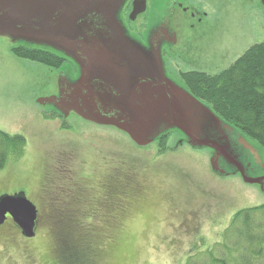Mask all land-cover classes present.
<instances>
[{
    "label": "rangeland",
    "instance_id": "374dc122",
    "mask_svg": "<svg viewBox=\"0 0 264 264\" xmlns=\"http://www.w3.org/2000/svg\"><path fill=\"white\" fill-rule=\"evenodd\" d=\"M263 2L148 0V10L132 23L127 20L126 27L121 12L105 9L110 30L132 53L129 64L110 69L119 74L120 88L127 89L142 76H172L180 89L173 98L175 112H189L179 122L192 127L201 139L225 148L234 160L230 163L222 157L218 161L227 175L214 171L213 149L180 146L182 134L176 130L169 134L164 148L159 142L140 146L115 126L98 125L73 113L64 118L54 106L40 100L56 95L69 77L76 78L74 69H69L68 61L53 68L19 58L12 48L24 45L61 55L64 51L43 40L0 35V130L26 138L20 154L8 157L0 167V189L7 194L25 191L42 214L32 240H0V264H41L42 254L48 253L56 239L57 229L47 225L53 201L57 196L65 198L81 177L88 176L93 182L101 179L108 172L106 161L146 182L133 210L123 215L117 227L110 231L100 228L94 235L76 232L85 246L94 243L88 248L85 264L93 260L92 264H185L189 255L221 240L237 211L264 204V147L209 104L192 100L181 75L193 70L214 76L254 43L264 41ZM168 18L177 42L154 43V28ZM158 91L151 96L155 101L146 103L152 131L163 128L173 117L169 98ZM128 107H109L102 112L127 117Z\"/></svg>",
    "mask_w": 264,
    "mask_h": 264
},
{
    "label": "water",
    "instance_id": "95a60500",
    "mask_svg": "<svg viewBox=\"0 0 264 264\" xmlns=\"http://www.w3.org/2000/svg\"><path fill=\"white\" fill-rule=\"evenodd\" d=\"M126 1L0 0V35L33 38L59 45L65 53L64 56L76 59L81 65L80 78L74 80L69 77L66 84H62L68 88L67 96L54 95L41 99V103L51 104L66 118L74 110L86 120L99 125L115 126L130 134L129 136L140 146L149 144L164 131L178 128L188 137L192 147L212 148L214 155L211 164L214 171L219 174L225 173L226 171L219 165L220 158L223 157L230 163L234 162L225 148L218 142L201 139L192 127L179 122L181 119H186L189 112L182 114L175 112L173 98L180 90L175 81L165 78L149 79L147 76H142L138 80H133L127 89L122 90L119 74L110 71L111 68L124 67L129 64L132 53L117 40L118 38L110 30L112 27L110 21L104 16L105 9L121 12ZM145 10L146 0H136L131 18L135 19ZM101 15L106 19L104 23L107 26L106 29L103 25L101 28L96 27L99 23L97 19ZM119 25H122L121 21ZM161 33L174 37V33L169 28ZM170 42L176 43V39ZM83 52L86 56L83 57L84 59L80 57V53ZM121 77L123 79V76ZM94 79L102 82L103 93L96 94L97 85L94 84ZM85 89L88 93H84ZM156 89H159L158 94L169 98L173 117L171 122L165 124L163 128L152 131L146 103L155 101L151 96L155 94ZM190 98L201 101L194 95ZM123 105H129L127 117L108 116L102 112L109 107L117 108ZM133 109L138 110L136 114L131 113ZM242 142L246 144L244 140ZM228 173L226 172V175ZM247 180L249 182L259 181L257 179ZM8 214L22 229L23 235L27 237L36 235L38 208L28 198L25 191L0 196V225L5 222Z\"/></svg>",
    "mask_w": 264,
    "mask_h": 264
},
{
    "label": "trees",
    "instance_id": "16d2710c",
    "mask_svg": "<svg viewBox=\"0 0 264 264\" xmlns=\"http://www.w3.org/2000/svg\"><path fill=\"white\" fill-rule=\"evenodd\" d=\"M12 52L19 58L53 68H61L67 61L66 56L56 52L24 45L14 46ZM181 75L195 97L264 147V41L254 43L228 68L214 76L193 70ZM166 142L167 135L161 138L160 146L164 148ZM25 145L23 135L11 136L0 130V167L8 157L19 155ZM48 219L47 225L57 229L56 239L62 242L58 249L53 247L56 256L71 257L70 262L75 264L86 263L88 248L94 243L90 241L85 246L76 236L77 233L84 236L83 230L63 224L55 226L53 222L57 218L51 212ZM74 236L76 238L68 241ZM185 264H264V204L237 211L221 240L204 251L189 255Z\"/></svg>",
    "mask_w": 264,
    "mask_h": 264
},
{
    "label": "flooded vegetation",
    "instance_id": "af4514ba",
    "mask_svg": "<svg viewBox=\"0 0 264 264\" xmlns=\"http://www.w3.org/2000/svg\"><path fill=\"white\" fill-rule=\"evenodd\" d=\"M135 1L136 0H127L121 11V15L123 17L122 21L125 24V27L126 24H128L127 20L129 21V23H132L133 21L137 20V17H139L148 10V6H149L148 0H146V10L143 13L138 14L135 19H132L131 14L135 7ZM181 3L182 2H180V5L184 6ZM185 10H189V8ZM97 20L99 21V23H97L96 27L101 28L103 25V27L106 29L107 26L104 25L106 19L104 18V16L101 15L100 18ZM170 26H171V20L169 18L168 20H164L163 22H160V24L157 25L156 28H154L155 32L153 34V42L159 44L160 41L162 40L170 42L173 39H176L177 42L178 38L176 36L177 33L175 31L173 32L174 37H172L170 34L168 36H165L161 33V31H166V29L168 28L172 30V27ZM80 57L82 58L86 57L84 55V52L80 53ZM65 58H67V61L70 65L69 69L70 68L74 69L73 74L74 76H76L74 80L79 79L82 71L81 65L74 58H71L69 56H66ZM170 77L172 80V76ZM94 82H95L94 84L97 85L95 89L96 94L103 93L104 86H102L101 84L102 82H100L99 80L97 81L96 79H94ZM67 89H68L67 86L61 84L59 86V90L56 95L60 96L61 94H63L67 96L69 94ZM84 93H88L87 89H85ZM55 111L58 112L60 115H62L64 118H66L57 108H55ZM72 113L83 118L74 110L70 112L69 116ZM175 130L182 134V138L180 139V142L182 141L181 142L182 144L179 145L181 146L185 143L190 145L188 137L181 130H179L178 128H171L167 131H164V133L162 132L157 137V139L153 140L152 142L144 146H148L154 142H159L160 145L161 138L165 135H167V141H168L169 134ZM160 148L162 147L160 146ZM195 149H199V148H195ZM105 163L108 165V170H107L108 172L102 174L101 179H98L96 180V182H93L90 180L88 176L87 178L85 176L84 178L81 177V181H79L77 186H75L74 184L73 188H69V192L65 198H62L61 196L60 197L57 196L58 199H56V201H53L56 203L52 204L49 212L53 213V216H56L57 218L53 222L55 226L58 227L59 225L63 224L68 228L77 227L78 229L83 230L82 232L85 235L87 234L92 235L91 233H93L94 235L95 231L100 228H103L105 231H108L109 229L112 230L113 227H117L119 224H121L123 215H126L128 214V212L133 210L132 208L134 207L135 204L134 201L136 202L137 197L140 196V193L142 192V187H144V183L146 182V179L139 181V179L136 176V173L124 172L123 168L121 167L120 168L117 166L112 167L110 163L108 164L107 161ZM4 191H5L4 189H0L1 192L0 196L3 194H7ZM17 192L20 191H15L13 193H8V194H14ZM48 193H46L45 195H47L49 198L51 196V198L53 199L51 193L50 194ZM36 206L38 208V223H39L42 214L40 213L41 211L38 204H36ZM181 224L184 228L187 226L185 222L184 223L181 222ZM36 236H37V230H36V235L34 237H27L23 235L22 229L14 221V219L11 217L10 214L7 215V219L5 220V222L0 225V240L4 242H17L18 241L17 238H21L23 239V241L28 242L29 240H32ZM107 237L110 238V236ZM68 241H72V240L70 239ZM61 243L59 239H55V241H53V244L50 247V250H48V253L42 254L43 259L41 260V264H75L74 261L70 262L71 257L62 259L59 256H56L57 252L53 250L54 249L53 247L57 246L56 249H58L59 248L58 246ZM25 248L26 251H28L29 245L26 243H25ZM4 250L8 251L7 245H5ZM93 261L90 264H92ZM81 263L85 264L83 261H81Z\"/></svg>",
    "mask_w": 264,
    "mask_h": 264
}]
</instances>
